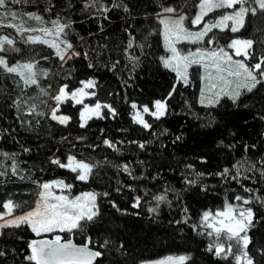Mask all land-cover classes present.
Instances as JSON below:
<instances>
[{"label":"snow or ice","instance_id":"6c2138e0","mask_svg":"<svg viewBox=\"0 0 264 264\" xmlns=\"http://www.w3.org/2000/svg\"><path fill=\"white\" fill-rule=\"evenodd\" d=\"M60 4L61 0H51L48 7H44L39 0H0V69L8 74H17L25 88L29 85H38L41 73L37 69V59L31 56L25 57L21 44L30 48L41 43L48 45L51 55L43 56L44 61L56 57L67 64L74 57L85 56L89 58V69L98 66L99 62H91V50L94 49L90 43L82 52L77 50L72 40L68 38L74 22L67 15L62 16L60 12L55 11ZM91 4L100 12L101 35L104 31V16L110 9L124 7L128 12L132 11L127 3L110 4L107 0H91ZM74 7V4L69 3L67 7L62 8V11L69 12ZM214 10H222V14L216 15ZM44 13L52 17L50 26H47ZM209 13H212L211 17L208 16ZM96 14L92 12V16ZM33 18L45 26H30L28 21ZM108 19H111L110 15ZM156 19L162 25L163 46L166 49V52L159 56L157 66L159 68L162 65L164 70H171L175 75L168 82L164 92L160 94L151 92L147 102L139 103L137 99H131V110L128 115L132 122L142 126L141 131L154 128L149 117L164 125L167 118L174 114L170 101L179 91L181 83L184 86L193 84L192 78L202 67L198 104L204 106L206 110L203 113L196 112L193 105L185 101L187 107H182L180 111L195 115L200 121L201 128L216 133L212 145L214 151L234 150L238 143H242L246 152L255 151L260 154V158L246 161L245 168L243 170L238 168L235 175L228 166L222 169L218 167L216 171H198L194 160L208 163L211 154L200 152L195 157L185 156L178 153L176 147L169 151L167 141H162L153 152L149 146L157 143L161 135L159 131L150 133V139L123 141L126 148L135 147L149 154V159L135 161L136 164L145 166V171L140 172L141 183L124 186L138 193L134 198L130 193L128 194L132 208L122 207L115 199L110 200L108 205L102 206L95 190L82 191L74 197L69 196L63 189L71 188L73 185L61 178L44 179L42 182L37 180L42 190L39 192L41 199L37 200L35 207L17 214V203L14 200L3 199L0 204V264H32V262L35 264H182L188 260H191V264H196L195 253H192L191 257L189 254H183L157 261H137L134 240L141 239L138 233L145 227L143 216L149 217L148 229L155 228L156 224L153 221L160 222L162 204L167 203L169 208L173 207V201H179L193 187L204 193L217 187L215 182L207 181L208 177H221L222 180L230 177L234 181L241 182L242 178L247 176V179L253 182L264 183V151H262L264 135L258 134L259 138L256 142L251 138L244 141L239 131L241 125L221 123L220 115L221 110L235 113L250 109L253 105L245 101L252 96L261 104L260 110L256 111L252 118L264 124V28L260 27V24H264V0H197L194 15L189 14L187 0L184 6L176 2L162 3ZM189 21L196 27H189ZM250 23L253 32L241 35L242 31L248 32ZM8 29L13 30L12 34H9ZM124 30L128 33L127 46L116 49L117 59L111 63V69L119 73L118 66L123 65L127 68L129 64L131 65L127 79L122 74L120 76L127 89L129 81L133 87L139 82L140 72L137 69L144 61H148L152 47L148 43L147 33L144 39L138 41L132 26H126ZM156 30L152 29V31ZM180 41H194L200 46L195 47L194 51L191 49L183 51L178 47ZM84 43V38L81 37V44ZM105 47L109 46L105 45ZM152 59L156 57L153 55ZM148 63L150 64V61ZM193 65L197 67L192 68ZM104 67L107 68L108 65L105 64ZM143 70L140 68V71ZM48 72V69H43V75H48ZM78 74L79 71L68 73L72 77ZM98 79L97 76L84 78L80 81L79 87H70L69 83H61L52 97L56 104L51 108V119L58 122V125H69V121L73 120L71 115L57 114L62 102L69 99L75 104L83 105L79 110L82 126L92 117L106 115L107 113L103 111L105 104L100 100L95 104L84 103L85 97L96 95L94 91L88 89L96 87ZM123 99L129 100L127 92L124 93ZM25 103L28 102L23 101L21 96H17L11 103L8 98L0 103V120H10L6 128L0 127V139L6 145L0 147V156L3 157L0 159V174L5 176L9 174L8 170L17 176L21 175L18 152L9 151L7 141L9 139L13 141L12 147L20 141L19 133L23 126L22 111L32 112L35 108V105L31 104L23 107ZM13 108L16 110L15 116H12ZM106 108L115 117L117 108L111 103L107 104ZM17 118H20V125L15 123ZM247 122L244 120L245 124ZM183 128L184 125L181 124L179 131L172 133L169 127L164 126L163 133L171 134L172 145L176 146L187 136ZM217 129L220 131L217 132ZM58 131H66V129L54 127L53 134L48 138V144L40 143L38 137L34 142L36 155L47 154L50 147H55L51 142L55 140V132ZM217 136L219 138H216ZM60 140L64 141L65 137L60 136ZM27 144L28 141L20 143V151L33 153V147L26 146ZM103 144L110 145L118 152L123 150L107 137L103 138ZM92 147L97 146L93 144ZM41 149H45V153H41ZM107 162L108 159L105 157L103 161H97V164ZM53 164L77 173L76 179L79 181H89L94 167L93 163L79 159L72 152L67 153L66 162L61 154L51 155L49 166ZM121 166L125 172L132 174L129 163L117 165V167ZM151 168H155L156 171L154 173L148 171ZM177 170L183 181V188L169 184L165 178L168 173L175 174ZM145 178L148 182L157 183L160 179H164V190L153 194L152 189L143 182ZM242 186L248 194L237 192L234 197L235 202L225 199L222 208H217L215 211L206 209L199 215L198 220L194 219L188 205L183 203L179 213L180 218L173 217L168 221V227L172 229L173 235L179 233L182 236L185 232L182 225H189L192 231L207 238L205 251L217 258L216 264H264V188L255 189L248 184ZM140 187H143V196L139 194ZM56 188L62 190L57 192L54 190ZM115 191L120 195L125 194L120 187ZM103 197H109V192L104 191ZM145 205H147V213L143 212ZM109 208L114 211L110 215H105ZM28 229L38 238L25 241L24 235L20 233ZM77 229L82 232L87 231L89 242L94 240L95 246H89L87 243L77 245L71 239L65 240L61 235L54 234L56 230ZM45 233H52V238L48 235L41 236ZM17 241L25 242L26 247L18 248Z\"/></svg>","mask_w":264,"mask_h":264},{"label":"trees","instance_id":"16d2710c","mask_svg":"<svg viewBox=\"0 0 264 264\" xmlns=\"http://www.w3.org/2000/svg\"><path fill=\"white\" fill-rule=\"evenodd\" d=\"M107 2L110 4L113 2L127 3L131 6L132 11L128 12L124 7L110 9L109 13L104 16L103 35L100 34V12L92 7L91 0H61L60 6L55 8L56 12H60L62 16L67 15L74 22L72 25L73 30L69 33L68 38L72 40L77 50L83 52L89 43L92 45L94 50H91V62H99L97 67L89 69V58L85 56L74 57L67 64L56 57L44 61L42 57L50 56L51 49L48 45L41 43L31 48L28 45L21 44L25 57L31 56L37 59L38 71L49 70L46 76L40 74L38 85H30L25 88L17 74H8L3 69H0V103L5 98H8L9 103H11L17 96H21L23 101L28 102L23 104V107H28L29 104L35 105L32 112L22 111L23 126L20 128V141L14 147L11 146L13 144L11 139L7 141L8 150L18 152L17 159L20 162L21 175L17 176L11 173L10 170H8L9 174L7 176L0 174V204H2L3 199H12L17 203L16 211L28 208L36 200L40 185L37 184V180L42 182L44 179L61 178L66 183L73 185L67 190L71 196H76L82 191L95 190L102 206L108 205L110 200L115 199L122 207L132 208L128 194L130 193L132 198H134L138 193L124 186L127 184L139 185L141 183L140 172L145 171V166L136 164L135 161L137 159L147 160L149 159V154L139 151L135 147L126 148L122 142L150 139V133L156 131H159L161 135L155 145L149 146L153 149V152L156 151L162 141H167L169 151L176 147L177 152L185 156L195 157L200 152L210 153L208 163L194 160L198 171H216L218 167L222 169L224 166H228L232 170V174L235 175L238 168L242 170L245 168L246 161L260 158V154L255 151L246 152L242 143H238L234 150L214 151L212 145L213 137L216 136V133L201 128L200 121L195 118V115H188L186 112L180 111L182 107H187L185 101L191 103L196 112L203 113L206 110L204 106L198 104L200 79L197 75L192 78L193 84L184 86L181 83L179 91L174 94V98L170 101V107L174 109V114L167 118L164 125H160L154 118L149 117L150 122L154 124V128L141 131L142 126L132 122L128 115L131 110V99H137L139 103L147 102L151 92L156 94L164 92L168 82L175 75L171 70H164L162 65L159 68L157 66L159 56L165 53L161 24L156 19V15L160 13V5L162 3L171 4L176 2L184 6L185 0H107ZM196 2L197 0H187L189 14L195 9ZM39 3H42L44 7H48L51 0H39ZM69 3L75 5L74 9L69 12L62 11V8L67 7ZM92 12H96V16H92ZM145 13H147V16H145ZM44 15L50 26L52 17L48 16L47 13H44ZM108 15L111 16L110 20ZM28 23L30 26L35 24L33 20H29ZM126 26H132L138 41L144 39L147 33L148 43L152 47V51L148 56L150 64L148 61H144L141 64L140 68L144 70L140 71V68L137 69L140 72L139 82L133 87L131 81H129L127 89L120 76L122 74L127 79V73L131 65L129 64L127 68L123 67V65L118 66L119 73L111 69V63L117 59L116 49H122V47L127 46L128 33L124 30ZM260 27L264 28V24H260ZM152 29L157 30L152 31ZM253 30V26L250 23L248 32L242 31L241 35H248ZM90 33L93 35L90 36ZM81 37L84 38V44H81ZM105 45L109 47L106 48ZM153 55L156 59H152ZM105 64L108 65L107 68L104 67ZM81 69L83 71H80ZM70 71H79V74L72 77L68 75ZM161 73L167 74L162 75ZM91 76H97L99 79L97 86L93 90L96 95L87 100L90 103H96L97 100H100L105 105L111 103L117 108L115 117L107 108H104L103 111L107 113L106 115L92 117L87 124L82 126L79 117L80 105L73 104L71 101L62 103L59 109L60 114H67L73 117V120L69 121V125H58V123L52 121L44 114V110L48 112L54 106L52 97L56 94L61 83H69L70 87H79L82 79ZM162 84L164 85L163 87L161 86ZM125 92H127L129 97L128 101L123 99ZM245 103L253 106L250 109L235 113L221 110V123L241 125L239 131L243 140L247 141L251 138L253 142H256L259 135H264V124H261L258 120H253L252 117L256 111L260 110L261 104L252 96H249ZM15 111L13 108L12 116H15ZM244 120L248 122L245 124ZM9 123L10 120L8 119L0 120V127L6 128ZM15 123L20 125V118H17ZM181 124L184 125L183 131L187 133V136L178 145L174 146L171 142V134L163 133V127L167 126L172 130V133H176L179 131ZM54 127L66 129V131L55 132V140L51 142L55 147H50V151L47 154L36 155L34 142L39 137L40 143L48 144V138H50V134H53ZM216 131L219 132L220 129ZM15 134L13 133V135ZM60 136H64L65 140L61 141ZM105 137L112 140L113 143L117 144L118 148L123 150L118 152L116 149L111 148L110 145H104L103 138ZM216 138L219 137L217 136ZM24 141H28L26 146L33 147V153L20 151L19 144ZM93 144L97 147L93 148ZM0 147H6L2 139H0ZM68 152L77 155L79 159H85L86 162L93 163L94 167L89 181H79L76 179L77 173L71 170L63 169L54 164L49 166L51 155L61 154L62 159L66 162ZM41 153H45V149H41ZM105 157L108 159L107 163L97 164V161H103ZM0 159H3V157L0 156ZM158 162L156 161V163ZM123 163L131 165V175L125 172L122 166L117 167V165H122ZM25 170H27L26 173ZM148 171L154 173L156 169L151 168ZM165 178L169 184L177 188H183L179 170L175 174L168 173ZM206 179L209 182H215L217 187L207 193L200 192L196 187H193L179 201L174 200L173 207L169 208L167 203L162 204L160 222L153 221L156 224L155 228L149 230L147 227L149 217L147 215L143 216L145 227L138 233L141 239L139 241L134 240V243H136L137 261H148L166 254H189L191 257V254L195 253L196 264H216L217 258L212 257L205 251L206 237H202L192 231L189 225H182L185 228L182 236L179 233L174 236L172 229L168 227V221L173 219V217L176 219L180 218L179 213L183 203L188 205L194 219L198 220L199 215L204 210L211 209L215 211L217 208H222L225 199L235 202L234 197L237 192L248 194L245 192L243 184L260 189L264 188V183L253 182L247 179V176L243 177L241 182L234 181L230 177L224 180L221 177H208ZM143 182L152 189L153 194L164 190V179H160L159 183H157L156 181L148 182L145 178ZM117 187H120L125 194L120 195L117 193L115 191ZM104 191L109 192V197H103ZM139 194L143 196V187L139 188ZM132 210L136 211V209ZM112 211L114 210L109 208L105 215H110ZM143 212L147 213V205L144 206ZM20 234L24 235L25 241L38 238L30 232V229L22 231ZM58 234L61 235L62 239H72L77 244L87 243L89 246H95L94 240L89 242L87 231L82 232L77 229ZM16 246L23 248L26 247V243L17 241ZM32 264H35V262H32ZM183 264H191V260L185 261Z\"/></svg>","mask_w":264,"mask_h":264},{"label":"rangeland","instance_id":"374dc122","mask_svg":"<svg viewBox=\"0 0 264 264\" xmlns=\"http://www.w3.org/2000/svg\"><path fill=\"white\" fill-rule=\"evenodd\" d=\"M195 8H196V6H195ZM195 10V9H194ZM194 10H193V12L190 14V15H194ZM215 11V13H216V15H219V14H222V10H214ZM208 16L209 17H211L212 16V13H209L208 14ZM31 20H33L34 21V26L33 27H42V26H45L44 24H42V23H40V22H38V21H36L34 18L33 19H31ZM51 23V22H50ZM51 25V24H50ZM47 26H49V25H47ZM188 26L189 27H193V28H195L196 26H192L191 24H190V21H189V23H188ZM8 32H9V34H12V32H13V30L12 29H8ZM161 35H162V25H161ZM162 41H163V36H162ZM224 41H221V43H223ZM198 46H200V44H198L197 42H188V41H180V42H178V47H180L183 51H187V50H189V49H191V50H193L194 51V49H195V47H198ZM165 49V48H164ZM165 52H166V49H165ZM195 67H197V66H195V65H193L192 66V68H195ZM203 72V68L201 67L200 68V72L199 73H197L196 75L199 77V79H200V74ZM40 73H41V75H43V72H42V70L40 71ZM190 74H191V69H190ZM30 86V85H29ZM81 86V85H80ZM88 90H90V91H93L94 90V88H90V89H88ZM198 96H199V91H198ZM49 98V97H48ZM91 97H85L84 98V103H88V104H95V103H90L87 99H90ZM198 99V98H197ZM53 100V99H52ZM66 101H70V99L69 100H66ZM66 101H64V102H66ZM53 102H54V106L53 107H55V104H56V102L53 100ZM64 102H62V103H64ZM73 103V102H72ZM73 104H75V103H73ZM78 105H80V107H82L83 105L82 104H78ZM52 107V108H53ZM105 108H106V105H105ZM46 109V108H45ZM44 114L45 115H47L48 116V118H50L51 119V109H49L48 110V112H46V110H44ZM58 115L60 114L59 113V110H58V113H57ZM52 120V119H51ZM53 121V120H52ZM54 122H56V121H54ZM56 123H58V122H56ZM81 124V123H80ZM42 190V187H41V184L39 185V190H38V193H37V196H36V200H35V202L30 206V207H28V208H25V209H20L19 211H16V213L17 214H19V213H21V212H25V211H28L30 208H33V207H35L36 206V202H37V200H39V199H41V197L39 196V192ZM55 191H57V192H59V191H61L62 189H60V188H56V189H54ZM67 190L68 189H63V191H65V193L67 194V195H69V196H71L70 194H68V192H67ZM74 197V196H73ZM61 232H69V230H56L55 231V233L54 234H58V233H61ZM35 236H36V234H34ZM43 235H51V236H49V238H52V236H53V234L52 233H45V234H41V236H43ZM180 255H183V254H166V255H163V256H160V257H158V258H154V259H151V260H148V261H157V260H160L161 258H165V257H173V258H175V257H179ZM185 262V261H184ZM184 262H182V264L184 263Z\"/></svg>","mask_w":264,"mask_h":264},{"label":"water","instance_id":"95a60500","mask_svg":"<svg viewBox=\"0 0 264 264\" xmlns=\"http://www.w3.org/2000/svg\"><path fill=\"white\" fill-rule=\"evenodd\" d=\"M72 240V239H71ZM74 242V241H73ZM75 243V242H74ZM75 244H77V243H75ZM77 245H80V244H77Z\"/></svg>","mask_w":264,"mask_h":264}]
</instances>
